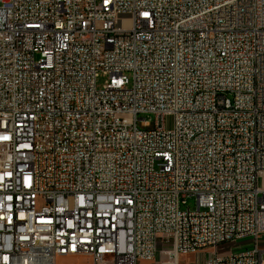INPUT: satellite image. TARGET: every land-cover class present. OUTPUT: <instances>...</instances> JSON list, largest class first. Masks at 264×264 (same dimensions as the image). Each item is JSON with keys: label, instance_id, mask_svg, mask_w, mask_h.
I'll list each match as a JSON object with an SVG mask.
<instances>
[{"label": "built area", "instance_id": "built-area-1", "mask_svg": "<svg viewBox=\"0 0 264 264\" xmlns=\"http://www.w3.org/2000/svg\"><path fill=\"white\" fill-rule=\"evenodd\" d=\"M58 256L264 264V0H0V264Z\"/></svg>", "mask_w": 264, "mask_h": 264}, {"label": "rangeland", "instance_id": "rangeland-1", "mask_svg": "<svg viewBox=\"0 0 264 264\" xmlns=\"http://www.w3.org/2000/svg\"><path fill=\"white\" fill-rule=\"evenodd\" d=\"M103 77L99 78L97 80V85L98 87L101 86V84L104 82ZM140 117H143L144 115H139ZM137 125L139 126V128H141V124L140 121H138ZM186 207H189L191 210L195 209V200L194 198H187L186 200V205H182L181 209H186ZM242 243H239L238 245H236L235 248H233V250H237L238 248H242ZM165 248H169V245H165ZM229 249V247L227 245L225 246H220L218 249V253L222 254L225 253L227 250ZM201 255H205V256H212L213 255V249L209 248L206 249L205 251H203L201 253ZM196 258L195 254H187L185 256H182V260H184L185 262H192L194 261ZM161 260H163V258H161ZM55 264H92V258L90 256H58L56 257L55 260ZM137 264H159L156 263V259L155 260H144L141 259L138 261Z\"/></svg>", "mask_w": 264, "mask_h": 264}]
</instances>
